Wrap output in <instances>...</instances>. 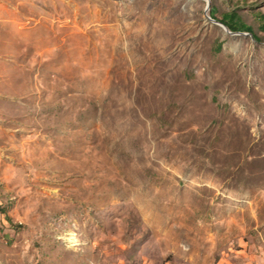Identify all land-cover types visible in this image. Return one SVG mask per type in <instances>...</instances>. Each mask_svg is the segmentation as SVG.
Returning a JSON list of instances; mask_svg holds the SVG:
<instances>
[{
    "label": "rangeland",
    "instance_id": "374dc122",
    "mask_svg": "<svg viewBox=\"0 0 264 264\" xmlns=\"http://www.w3.org/2000/svg\"><path fill=\"white\" fill-rule=\"evenodd\" d=\"M205 6L0 0V264H264V0Z\"/></svg>",
    "mask_w": 264,
    "mask_h": 264
},
{
    "label": "trees",
    "instance_id": "16d2710c",
    "mask_svg": "<svg viewBox=\"0 0 264 264\" xmlns=\"http://www.w3.org/2000/svg\"><path fill=\"white\" fill-rule=\"evenodd\" d=\"M210 17L213 20L218 21V22L222 23L223 25H225L232 32H240V31L246 32V33L252 35V37L254 39H256L255 35H253V33L250 31V29L248 27H244L243 24H241V22L238 21L236 13H224L221 16V18L218 20L215 17V13L213 12V9H212V11L210 13ZM262 18H264V17L262 16ZM0 210H1V208H0Z\"/></svg>",
    "mask_w": 264,
    "mask_h": 264
},
{
    "label": "water",
    "instance_id": "95a60500",
    "mask_svg": "<svg viewBox=\"0 0 264 264\" xmlns=\"http://www.w3.org/2000/svg\"><path fill=\"white\" fill-rule=\"evenodd\" d=\"M190 1H194V0H190ZM206 2V6H205V11L207 12L208 9H209V5H210V0H205ZM206 18L207 20H209L210 22L216 24L217 26H220L221 28L225 29L226 32L229 34V35H246L247 33H234V32H231L225 25H223L222 23L218 22V21H215L213 20L210 16L207 15L206 13Z\"/></svg>",
    "mask_w": 264,
    "mask_h": 264
},
{
    "label": "bare ground",
    "instance_id": "6f19581e",
    "mask_svg": "<svg viewBox=\"0 0 264 264\" xmlns=\"http://www.w3.org/2000/svg\"><path fill=\"white\" fill-rule=\"evenodd\" d=\"M189 2H191L190 0H189ZM208 16H209V14H207ZM220 29H222L224 32H225V34H227L228 35V33L226 32V30L225 29H223V28H221L220 26H218Z\"/></svg>",
    "mask_w": 264,
    "mask_h": 264
}]
</instances>
